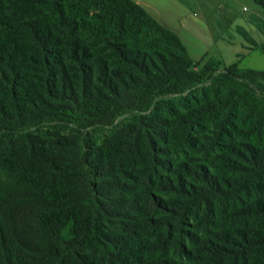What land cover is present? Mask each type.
<instances>
[{"label": "trees", "instance_id": "obj_1", "mask_svg": "<svg viewBox=\"0 0 264 264\" xmlns=\"http://www.w3.org/2000/svg\"><path fill=\"white\" fill-rule=\"evenodd\" d=\"M0 264H264V71L132 0H0Z\"/></svg>", "mask_w": 264, "mask_h": 264}, {"label": "rangeland", "instance_id": "obj_2", "mask_svg": "<svg viewBox=\"0 0 264 264\" xmlns=\"http://www.w3.org/2000/svg\"><path fill=\"white\" fill-rule=\"evenodd\" d=\"M180 1L190 11V15L194 11L197 19L206 20L205 23L217 40L213 47L207 49L209 50L208 53L212 56L221 57L224 62H233L235 60L234 55L242 51L241 45L251 47L246 44L242 33L245 32L253 41L256 40V44H258L257 41L260 36L264 38V11L257 7L252 0ZM180 14L184 13L178 12L176 17ZM227 41L231 43L225 44ZM223 46L225 47L224 50L222 49ZM199 48L196 49V52H199ZM203 64L204 62L200 66ZM241 64L245 67L264 70V55L246 56Z\"/></svg>", "mask_w": 264, "mask_h": 264}, {"label": "crops", "instance_id": "obj_3", "mask_svg": "<svg viewBox=\"0 0 264 264\" xmlns=\"http://www.w3.org/2000/svg\"><path fill=\"white\" fill-rule=\"evenodd\" d=\"M137 5L142 7L152 18H154L158 23L167 29L173 31L179 37L183 46L185 47L189 57L193 61H199L203 58H215L225 66L231 65L235 62L238 63V67L240 69H252L258 70L251 67L242 66V62L246 58V56L250 55H264L260 51L255 48L248 47L247 45H241V53L237 52L234 55L235 60L233 62H224L219 56L209 55V48L215 45L216 37L212 34L209 27L205 23L206 20H199L195 16V13L190 15V11L186 9L183 3L180 0H132ZM257 8V7H256ZM254 10V8H253ZM178 12H182L184 14H180V16L176 17ZM177 20V21H176ZM178 22V23H176ZM259 34V33H258ZM260 36L257 43L260 44L264 42V38ZM256 42V40H255ZM231 42H226L225 44H229ZM247 44V43H246ZM190 48H189V46ZM225 46V45H224ZM223 46V47H224ZM200 47V48H199ZM222 49L224 50L225 47ZM199 48V52H196V49ZM244 52V53H242ZM242 56L241 58H239Z\"/></svg>", "mask_w": 264, "mask_h": 264}]
</instances>
